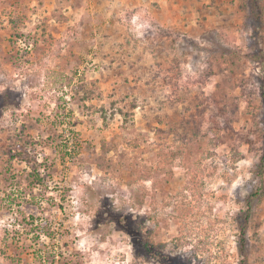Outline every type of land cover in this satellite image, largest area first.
<instances>
[{
  "label": "rangeland",
  "instance_id": "1",
  "mask_svg": "<svg viewBox=\"0 0 264 264\" xmlns=\"http://www.w3.org/2000/svg\"><path fill=\"white\" fill-rule=\"evenodd\" d=\"M263 83L264 0H0V264H240Z\"/></svg>",
  "mask_w": 264,
  "mask_h": 264
},
{
  "label": "trees",
  "instance_id": "2",
  "mask_svg": "<svg viewBox=\"0 0 264 264\" xmlns=\"http://www.w3.org/2000/svg\"><path fill=\"white\" fill-rule=\"evenodd\" d=\"M83 88V86H81ZM262 96H263V100H264V83L262 84ZM61 145V143H60ZM254 175L259 178L262 182H264V148H263V154L261 155L259 161L255 164L254 167ZM33 176V175H32ZM34 177L36 178V182L39 184L44 183V178L41 176V173L39 171H35V175ZM263 184H260L258 188H255L254 191H250L249 195L246 197L245 200V204H246V208L244 210H242L238 216L236 217V221L238 224V228L239 231L241 233L240 235V240H239V252L241 255L244 256V259H242L240 261V264H247V259L249 256V252H248V228H249V224H250V220L252 217V213H253V203L254 200L256 198H259L263 193ZM32 226L37 228L40 232L42 233H50L48 231V228H50V226L48 225L47 222H44L43 220H41L39 217L37 219H33V223ZM36 229V230H37ZM139 239V237H138ZM137 237H134V242L137 241V243H135L138 247L141 245V241H138ZM145 252L147 254H150L152 256H158L161 260V262L163 264H190V263H186L184 261H177V258H174L170 255H166L158 250H156L154 247H152V245L145 243L144 247ZM40 258L43 259V261H48L49 263H51L50 259H45V257L43 255H40ZM47 258V257H46Z\"/></svg>",
  "mask_w": 264,
  "mask_h": 264
}]
</instances>
